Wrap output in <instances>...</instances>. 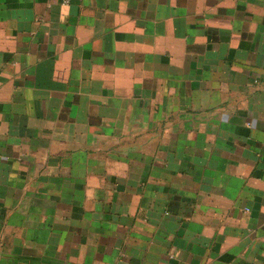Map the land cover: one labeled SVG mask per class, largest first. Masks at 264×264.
Instances as JSON below:
<instances>
[{
  "label": "crops",
  "instance_id": "1",
  "mask_svg": "<svg viewBox=\"0 0 264 264\" xmlns=\"http://www.w3.org/2000/svg\"><path fill=\"white\" fill-rule=\"evenodd\" d=\"M0 264H264V0H0Z\"/></svg>",
  "mask_w": 264,
  "mask_h": 264
},
{
  "label": "built area",
  "instance_id": "2",
  "mask_svg": "<svg viewBox=\"0 0 264 264\" xmlns=\"http://www.w3.org/2000/svg\"><path fill=\"white\" fill-rule=\"evenodd\" d=\"M60 1H61V5H63V6H70L74 2H76L77 0H60Z\"/></svg>",
  "mask_w": 264,
  "mask_h": 264
}]
</instances>
